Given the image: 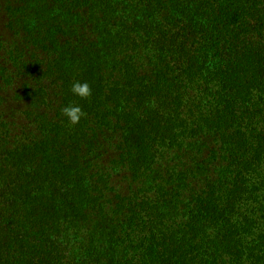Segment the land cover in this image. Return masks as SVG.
Returning <instances> with one entry per match:
<instances>
[{"label":"trees","instance_id":"1","mask_svg":"<svg viewBox=\"0 0 264 264\" xmlns=\"http://www.w3.org/2000/svg\"><path fill=\"white\" fill-rule=\"evenodd\" d=\"M0 5V264H264V0Z\"/></svg>","mask_w":264,"mask_h":264},{"label":"clouds","instance_id":"2","mask_svg":"<svg viewBox=\"0 0 264 264\" xmlns=\"http://www.w3.org/2000/svg\"><path fill=\"white\" fill-rule=\"evenodd\" d=\"M71 93L76 97L86 99L91 95V89L87 83L75 81L71 86ZM63 116L71 125H76L85 116V113L79 105L69 104L63 108Z\"/></svg>","mask_w":264,"mask_h":264},{"label":"rangeland","instance_id":"3","mask_svg":"<svg viewBox=\"0 0 264 264\" xmlns=\"http://www.w3.org/2000/svg\"><path fill=\"white\" fill-rule=\"evenodd\" d=\"M0 45L8 42H12V32L9 31V29H7L6 25H7V17L5 16L4 13V9H3V5H0ZM4 49L2 47H0V63L1 61H3L4 57V53H3ZM10 111H5L4 112V117L0 116V119H8L9 122L12 124V119L9 118V113H12V107H10Z\"/></svg>","mask_w":264,"mask_h":264}]
</instances>
